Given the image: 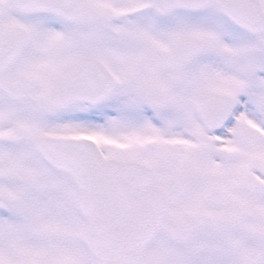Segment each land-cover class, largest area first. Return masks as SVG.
I'll return each instance as SVG.
<instances>
[{"label":"snow or ice","instance_id":"6c2138e0","mask_svg":"<svg viewBox=\"0 0 264 264\" xmlns=\"http://www.w3.org/2000/svg\"><path fill=\"white\" fill-rule=\"evenodd\" d=\"M0 264H264V0H0Z\"/></svg>","mask_w":264,"mask_h":264}]
</instances>
